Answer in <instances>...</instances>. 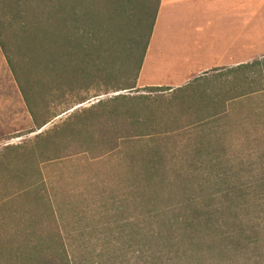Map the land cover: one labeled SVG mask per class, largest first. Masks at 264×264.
<instances>
[{
    "label": "rangeland",
    "instance_id": "374dc122",
    "mask_svg": "<svg viewBox=\"0 0 264 264\" xmlns=\"http://www.w3.org/2000/svg\"><path fill=\"white\" fill-rule=\"evenodd\" d=\"M20 1L24 12L32 4V25L23 31L12 21L4 36L16 72L0 47L1 254L36 258L55 249L82 264H149L151 227L189 218L183 203L202 211L201 219L227 221L234 237L249 222L246 236L264 242V58L242 66L241 79L209 71L183 89L144 86L139 67L150 20L140 27L130 16L148 5L154 11L158 0H62L67 35L78 28L85 46L86 29L99 33L90 50L74 52L66 41L64 66L50 68L56 49L36 39L49 30L42 21L59 0ZM167 1L173 17L181 7ZM0 5L9 22L14 4ZM73 8L82 19L75 26ZM176 22L182 29L181 18ZM154 30L147 75L158 77L164 72L154 66L168 34ZM177 205V214L149 216ZM259 250L264 255V244ZM242 256L240 236L187 261L243 264Z\"/></svg>",
    "mask_w": 264,
    "mask_h": 264
},
{
    "label": "crops",
    "instance_id": "0c3cea01",
    "mask_svg": "<svg viewBox=\"0 0 264 264\" xmlns=\"http://www.w3.org/2000/svg\"><path fill=\"white\" fill-rule=\"evenodd\" d=\"M173 4L175 8L181 7L175 10L174 18L168 12L171 3L162 0L154 30V35L162 31L168 34L163 39L165 45L157 58L158 65L154 66L164 74L147 75L152 69L147 68L151 60L147 55L140 84L178 90L189 86L192 80L204 78L202 75L209 71L230 72L241 79L242 66L263 62L264 0H220L214 7L208 0H174ZM180 18L182 29L176 22ZM169 29L174 33L172 42ZM154 38L149 55L154 48Z\"/></svg>",
    "mask_w": 264,
    "mask_h": 264
},
{
    "label": "trees",
    "instance_id": "16d2710c",
    "mask_svg": "<svg viewBox=\"0 0 264 264\" xmlns=\"http://www.w3.org/2000/svg\"><path fill=\"white\" fill-rule=\"evenodd\" d=\"M4 1V4L7 0H0ZM12 1L14 4V12L11 10L10 12V18L9 22L7 19H4L0 17V47L4 51L7 60L10 64L11 69L15 71L14 63L12 62L10 55L7 50L6 42L4 39L5 32L7 29H10V23L15 22L17 25H21V28H24L23 31L26 29L27 26H29L31 23L29 21V11H31V5L32 4H26V12L21 10V1L20 0H9ZM70 1L71 4H76L77 0H67ZM157 7L153 11L150 5L145 6L144 12L139 16L137 13H132L130 16L131 18L138 19V24L140 27H144L145 23L147 24L149 22V35L147 42L145 44L143 53L141 55V61H140V67L139 71L141 72L144 60L146 58V53L148 51V48L150 46L151 37L153 35V30L155 27V23L157 20V16L159 13V8L161 4V0L157 1ZM53 6L51 9H53V12L49 15V19L42 21L43 25L46 24L49 28L48 31L44 32L41 37H37L36 40L40 41H48L50 43V46L54 49H56L55 57L51 61L50 68H58L61 66H64V58L66 54L65 43L68 41L70 44V49L74 52L79 51V49L82 50H90V48H95L96 46V37L99 33L97 30H85L83 34L86 36V45L83 46L78 43L77 37L79 30L78 28L74 27L72 28L73 33L71 36L67 35L61 27H63V19H62V12L63 7L65 6V3L62 0H59V2H53ZM3 7L0 5V8ZM74 7V5H73ZM73 20L72 25L75 26V24L80 22V15L77 12L76 8H73ZM32 11L34 9L32 8ZM75 18V19H74ZM152 20V21H151ZM16 25V26H17ZM32 25V24H31ZM12 26H14L12 24ZM80 29V28H79ZM51 31V33H50ZM28 32V31H27ZM98 32V33H97ZM142 34H139V37L136 39V43L138 40L141 39ZM100 38V37H99ZM139 44V43H138ZM83 47H86L87 49H84ZM89 48V49H88ZM69 50V48H68ZM73 52V53H74ZM70 53V52H69ZM19 85L21 87V90L23 94L25 95V101L29 104L30 102L28 100V97L26 96L25 89L22 87V83L18 78ZM135 87H130L128 89H134ZM150 88V87H149ZM172 90V88H170ZM166 91V90H165ZM85 101H83L84 103ZM33 113V117H35V113ZM51 122H45L44 124L39 125L37 131L42 130L45 126H47ZM35 132V131H34ZM33 132V133H34ZM241 192H244L241 191ZM232 194V193H231ZM182 206L185 208V215L189 216V218H185V220L181 221L180 216L176 217V221L174 222H165L164 225H160V227H157V225H153L151 227V237L148 239L149 247L147 248L148 251H150L151 255V261L149 264H194L192 261L189 263L187 261V258L190 257L194 259V254H200L201 252H204L208 249H213V246L215 245V248L217 247V243H220V241H227V240H234L238 239V237L241 236V254L243 264H263L264 262V255L260 252L259 247L261 248L262 244L264 242L260 241L259 237L249 239L246 236V229L245 226L249 225L245 223V221L241 222V235H238L236 237L235 233L227 232L225 229L226 222L221 220H214L212 214L208 216L205 219H201V217L204 215V213L198 209H193L188 205V203H183ZM170 210H173L174 214H177L180 211V208L177 206L172 207H165V209L162 210V208L156 209L153 211V213L149 214L151 218H157L159 215L167 214ZM157 215V216H156ZM156 216V217H153ZM178 220V221H177ZM243 223H245L243 225ZM55 229L58 231V239L65 242V239L63 238V232L61 229V226L58 222V220H55ZM168 230L169 232L168 237L164 236V231ZM210 232H217V235H214L210 238H202L201 235L209 234ZM182 239H185L187 242L184 243ZM210 239V240H209ZM184 245L181 246L180 244ZM67 246V243L65 244ZM65 245H63L65 247ZM186 246V247H185ZM67 252V250H66ZM191 260V259H190ZM189 260V261H190ZM187 261V263H186ZM0 264H82L80 258L76 254L69 253H61L60 251L52 250L51 252H46L44 254H41L39 257L36 258L29 256L27 253L23 252L22 250L14 251V252H3L0 253Z\"/></svg>",
    "mask_w": 264,
    "mask_h": 264
}]
</instances>
